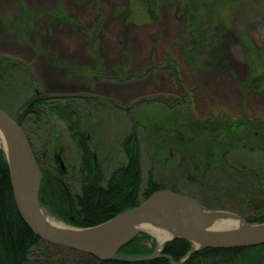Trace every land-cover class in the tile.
I'll return each mask as SVG.
<instances>
[{
	"label": "trees",
	"instance_id": "trees-1",
	"mask_svg": "<svg viewBox=\"0 0 264 264\" xmlns=\"http://www.w3.org/2000/svg\"><path fill=\"white\" fill-rule=\"evenodd\" d=\"M148 10H151L149 5ZM19 26L26 32L30 29L29 19H19ZM117 75L125 74L119 70ZM31 78L30 70L20 63L0 59L1 94H16V80L26 91H33L11 119L21 127L29 143L42 175L40 206L52 216L74 228L89 229L140 206L155 192L167 190L196 200L208 210L212 208L209 203L215 201L217 195L235 208L241 205L239 198L255 200L260 197L263 208L242 218L248 224H264L263 119L246 115L237 119H201L192 110L189 94L177 83L178 92L184 95L180 104L175 99H164L154 105L141 102L123 108L110 102L112 117L122 116L128 130L119 144L109 150L102 147V128L107 117L102 102L87 95H42L32 87ZM262 82L261 76L250 77L244 87L257 90ZM2 102L0 99V107ZM59 125L63 133L56 130ZM33 129L44 136L47 145L41 153L48 159V167L40 165L42 157L36 154L28 137ZM64 136L77 157L78 167L73 176H69L61 160L60 140ZM238 152H257L261 166L256 170L240 171L230 162L231 156ZM143 156L149 161L145 177ZM211 180L215 181L213 195L204 190ZM227 208L229 212L237 211L228 205ZM148 241V236L140 234L118 254L149 256L154 247H145ZM191 250L189 242L175 239L164 246L161 258L130 264H178ZM93 262L124 264L100 262L88 255L44 243L33 235L16 211L8 165L0 152V264ZM182 264H264V245L235 250H200Z\"/></svg>",
	"mask_w": 264,
	"mask_h": 264
},
{
	"label": "rangeland",
	"instance_id": "rangeland-1",
	"mask_svg": "<svg viewBox=\"0 0 264 264\" xmlns=\"http://www.w3.org/2000/svg\"><path fill=\"white\" fill-rule=\"evenodd\" d=\"M10 1L7 5L6 0H0V21L4 31L19 44V50L0 48V59L29 69L32 87L42 95H87L102 102L107 115L102 128L104 149L117 146L128 130L122 116L112 117L110 102L123 108L141 102L154 105L164 99H175L180 104L184 95L178 92L177 83L189 94L192 110L201 119H237L246 115L264 120V0ZM23 18L30 22L26 32L19 26V19ZM47 51L52 55H44ZM44 57L50 59L55 69L71 66L77 74L83 71L93 79L69 92H44L41 81L33 75V67ZM119 70L125 75L119 77ZM258 76L263 77L259 89L251 91L244 87L250 77ZM14 83L18 86L16 94L0 93V110L13 119L18 107L33 94L19 80ZM56 130L64 132L60 125ZM42 135L36 129L28 133L36 154L42 157L40 165L48 167V159L41 153L47 145ZM60 143L62 164L73 176L78 167L76 154L66 136ZM0 152L6 161L1 149ZM230 162L240 171L256 170L262 164L257 152H238ZM142 164L145 177L149 161L144 156ZM214 182L204 186L212 195ZM216 197L209 203L212 208L205 209L207 212L231 213L250 226L254 225L242 216H251L263 208L260 197L239 198L238 208L219 195ZM227 205L237 209L236 213L229 212ZM40 210L70 229L81 230L43 208ZM140 234L150 238L145 247H154L153 252L161 249L155 235L143 231Z\"/></svg>",
	"mask_w": 264,
	"mask_h": 264
},
{
	"label": "water",
	"instance_id": "water-1",
	"mask_svg": "<svg viewBox=\"0 0 264 264\" xmlns=\"http://www.w3.org/2000/svg\"><path fill=\"white\" fill-rule=\"evenodd\" d=\"M0 130L9 143L8 154L3 153L8 165L16 211L28 230L44 243L88 255L100 262L124 264L161 258L162 247L175 239L185 240L193 248L179 264L200 250H235L264 245V224L250 226L244 222L247 229L240 232H210L220 221L241 218L227 212H207L197 201L167 190L153 193L140 206L99 226L75 230L73 233L56 230L39 213L41 206L38 197L42 175L25 134L2 110ZM61 169L63 170V166ZM147 218H152L159 226L171 231L173 237L149 256L119 255L120 249L140 235L142 231L137 226Z\"/></svg>",
	"mask_w": 264,
	"mask_h": 264
},
{
	"label": "crops",
	"instance_id": "crops-1",
	"mask_svg": "<svg viewBox=\"0 0 264 264\" xmlns=\"http://www.w3.org/2000/svg\"><path fill=\"white\" fill-rule=\"evenodd\" d=\"M6 2L8 3L7 5H9L11 1L6 0ZM18 45L19 44L12 39L10 33H6L4 31L2 22L0 21V48H5L8 51H18ZM47 52L48 53L46 54L45 52L44 55H52L49 51ZM31 59H33V56ZM64 68L65 69L63 70L55 69L50 59H46L44 57L42 59H38V64L33 67V75L35 79L37 78L39 81H41L42 86L45 88L44 92L47 93H56L59 91L69 92L71 91V89L83 86L86 81L88 82L90 79H93V76L91 74L85 73L83 71L82 73H80L81 75L79 73L77 74L74 68L71 66H65Z\"/></svg>",
	"mask_w": 264,
	"mask_h": 264
},
{
	"label": "bare ground",
	"instance_id": "bare-ground-1",
	"mask_svg": "<svg viewBox=\"0 0 264 264\" xmlns=\"http://www.w3.org/2000/svg\"><path fill=\"white\" fill-rule=\"evenodd\" d=\"M0 149L5 153V155L8 154L9 143L1 130H0ZM39 213L52 228L66 233L75 232V230L70 229L69 227L59 223L58 221H55L53 218L44 215L40 209H39ZM137 228L143 232H147L155 235L158 239V248H160L165 241L173 237V233L171 231L164 229L162 226H159L155 221H153L152 218H147L143 220L137 226ZM245 229H247V226L241 220L220 221L212 228L210 232L233 233V232H240Z\"/></svg>",
	"mask_w": 264,
	"mask_h": 264
}]
</instances>
